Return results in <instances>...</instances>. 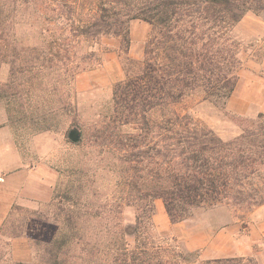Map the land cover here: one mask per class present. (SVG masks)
Listing matches in <instances>:
<instances>
[{
  "label": "trees",
  "instance_id": "trees-1",
  "mask_svg": "<svg viewBox=\"0 0 264 264\" xmlns=\"http://www.w3.org/2000/svg\"><path fill=\"white\" fill-rule=\"evenodd\" d=\"M61 1H66L68 7L66 52L72 80L95 61L96 54L91 50L94 42L102 37L120 41L127 74L114 86L112 124L104 127L97 139L104 152L114 154L120 167L116 197L106 199L104 208L119 214L124 206L131 207L136 216L133 225L113 226L119 231L112 232L111 226V238L104 246L84 237V226L71 221V214L65 219L70 231L59 237L56 231L53 237H47L49 230L43 225L38 233L46 236L41 241L46 263L69 264L70 259H75L68 254L72 247H82L88 253L87 264H100L99 256L108 264L192 263L193 253L184 249L171 251L167 245L155 242L151 233L155 201L164 203L173 225L188 219L197 208L225 204L250 210L263 205L264 113L254 120H244L238 136L223 140L193 114L182 113L176 106L187 96L202 92L204 100L215 105L224 102L226 107L242 68V43L235 29L250 12L264 18V0ZM50 2L48 7L53 4L52 11L57 10L60 0ZM137 20L151 26L142 61L129 53L131 26ZM43 43L48 52L42 51L41 67L47 68L44 63L49 65L57 57L52 49L56 41L45 39ZM78 46L86 49L80 56L75 53ZM13 75L12 71L8 87L13 84ZM16 94L13 91L4 97L11 99ZM160 111L161 121H154L151 115ZM117 125L137 126V132L121 131ZM65 193L66 196L55 195L49 205L60 210L64 201H71L72 191ZM85 215L97 216L93 211ZM129 235L134 237L131 249ZM162 251L165 259H159ZM204 264L259 262L240 257L208 260Z\"/></svg>",
  "mask_w": 264,
  "mask_h": 264
},
{
  "label": "rangeland",
  "instance_id": "rangeland-1",
  "mask_svg": "<svg viewBox=\"0 0 264 264\" xmlns=\"http://www.w3.org/2000/svg\"><path fill=\"white\" fill-rule=\"evenodd\" d=\"M50 1L0 0V38L4 39L0 41V118L11 127L26 161L53 170L54 197L66 196L65 192L69 190L72 191L71 201H64L60 210L50 203L36 208L16 207L0 230V264H47L45 245L41 242L46 236H39L38 230L46 225L49 238L53 237L54 231L57 237L68 233L65 219L70 214L71 221L84 226V237L92 244L102 246L111 238V226L113 232L119 231L114 225L126 228L135 222L136 212L131 207L124 206L119 214L104 208L106 199L116 197L120 167L114 154L104 152L97 139L102 129L112 124L114 86L127 74L120 41L116 37H102L94 42L91 50L96 54L95 61L72 80L66 52V35L70 30L68 7L66 1L60 0L55 7L57 10L52 11L54 5H47ZM150 34L148 23L139 20L132 23L129 53L133 59L143 60ZM235 36L242 43L239 77L244 79L243 96L249 94L255 83L264 89V18L248 13L237 25ZM45 39L56 41L52 49L57 57L49 65L44 63L47 68H42L40 56L42 51L48 52L47 44L43 43ZM81 46L75 49L77 56L86 50ZM12 71L13 84L8 87ZM13 91H17L15 97H4ZM203 97L202 92H195L176 108L182 113L193 114L223 140L238 136L244 120H254L264 113V94L248 115L231 113L223 108L224 102L215 105ZM151 118L160 122L161 111L152 114ZM118 126L121 131L137 132L134 125ZM74 129L81 135L78 142L69 138ZM87 211H93L97 216L85 215ZM153 224L151 233L157 244L167 245L171 251L184 249L193 253V262L182 264H204L208 260L203 258V251L192 248L201 243V232L234 225L241 237L259 234L264 228V204L250 210L225 204L197 208L188 219L173 225L164 203L156 200ZM192 233L195 236L190 238ZM39 237L40 242L37 241ZM143 237L149 238L147 233ZM127 241L131 249L134 237L127 236ZM233 245L248 246L247 241L233 242ZM81 248L72 247L68 252L69 256L75 257L69 264H87L90 256ZM260 250H264V237L261 242L252 243L253 257L243 258L256 260L255 255ZM159 259H165L163 251L159 253ZM97 263L108 264L103 256H99Z\"/></svg>",
  "mask_w": 264,
  "mask_h": 264
},
{
  "label": "crops",
  "instance_id": "crops-1",
  "mask_svg": "<svg viewBox=\"0 0 264 264\" xmlns=\"http://www.w3.org/2000/svg\"><path fill=\"white\" fill-rule=\"evenodd\" d=\"M243 83L244 79L239 77L236 89L227 101L226 109L234 114L248 115L264 94V89L255 83L248 91L249 94L241 96ZM54 187L53 170L40 163L31 164L26 161L11 127L6 120L2 121L0 118V230L16 207L36 208L38 205L49 204L54 197ZM237 231L234 225L216 231L205 229L200 234L203 237L199 246L192 248L202 250L206 260L253 257L251 245L261 242L264 228L259 234L253 233L247 237H241ZM193 236L195 233L189 237ZM246 241L248 246L245 248L233 245V242L236 244ZM255 258L259 264H264V250H260Z\"/></svg>",
  "mask_w": 264,
  "mask_h": 264
},
{
  "label": "water",
  "instance_id": "water-1",
  "mask_svg": "<svg viewBox=\"0 0 264 264\" xmlns=\"http://www.w3.org/2000/svg\"><path fill=\"white\" fill-rule=\"evenodd\" d=\"M69 138L73 141V142H78L81 138V135L79 133L78 130L74 129L70 132L69 134Z\"/></svg>",
  "mask_w": 264,
  "mask_h": 264
}]
</instances>
